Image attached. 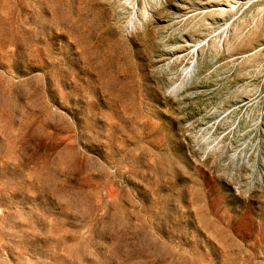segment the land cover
Returning <instances> with one entry per match:
<instances>
[{
  "label": "rangeland",
  "instance_id": "obj_1",
  "mask_svg": "<svg viewBox=\"0 0 264 264\" xmlns=\"http://www.w3.org/2000/svg\"><path fill=\"white\" fill-rule=\"evenodd\" d=\"M0 264H264V0H0Z\"/></svg>",
  "mask_w": 264,
  "mask_h": 264
}]
</instances>
